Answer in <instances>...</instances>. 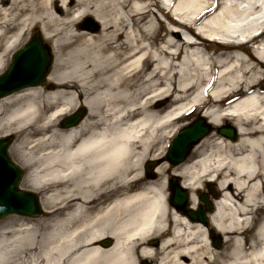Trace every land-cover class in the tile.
Masks as SVG:
<instances>
[{
    "label": "bare ground",
    "instance_id": "6f19581e",
    "mask_svg": "<svg viewBox=\"0 0 264 264\" xmlns=\"http://www.w3.org/2000/svg\"><path fill=\"white\" fill-rule=\"evenodd\" d=\"M85 15L102 32H71ZM37 22L46 37L61 35L50 82L1 97L0 130L20 136L12 151L34 166L27 178L47 214L0 227V264H264V0H0V70ZM77 104L86 116L61 129L58 118ZM195 108L237 132H213L173 170L192 204L203 179L219 178L209 224L222 250L172 208L166 174L159 186L139 175L158 132L172 134ZM154 234L157 250L145 246Z\"/></svg>",
    "mask_w": 264,
    "mask_h": 264
},
{
    "label": "water",
    "instance_id": "95a60500",
    "mask_svg": "<svg viewBox=\"0 0 264 264\" xmlns=\"http://www.w3.org/2000/svg\"><path fill=\"white\" fill-rule=\"evenodd\" d=\"M82 26L93 31L98 28L89 18L84 20ZM50 61L51 55L48 46L42 43L38 32L34 33L30 42L13 56L8 70L0 76V96L10 93L30 82H35L34 84L42 83L43 76L48 70ZM39 72L41 73L39 77L36 76L38 77L37 80H35L36 77L34 76H31V81L29 82L26 78H22L23 75H37ZM84 113V109L80 108L76 114L62 121L61 126L66 127L76 124ZM211 130L212 127L205 122L204 118L199 117L195 119L178 131L164 159L171 166L178 164L186 158L190 148ZM217 132L230 139H234L236 136L235 130L232 127L217 128ZM9 143L10 138H0V217L11 212L28 216L39 215L41 210L37 195L30 191L20 190L17 187L21 177V170L10 160L7 154ZM153 165L155 164L151 162L147 163L145 166L146 171L149 172ZM168 183L170 204L190 220L198 221L206 225L207 217L205 211L200 208L193 210L187 207L188 192L179 185L178 177L170 178ZM177 191L186 193V196L183 199H178L176 196ZM198 200L205 203L207 210H211V205L200 194H198ZM110 242L108 239L103 245H109ZM218 243L219 241L217 240L216 247H219Z\"/></svg>",
    "mask_w": 264,
    "mask_h": 264
},
{
    "label": "rangeland",
    "instance_id": "374dc122",
    "mask_svg": "<svg viewBox=\"0 0 264 264\" xmlns=\"http://www.w3.org/2000/svg\"><path fill=\"white\" fill-rule=\"evenodd\" d=\"M159 19L165 23L166 20L163 21V19H165L161 14L159 15ZM87 17H90L93 21H95L98 26H99V29H97L96 32L94 31H91V30H88V29H85V28H82L81 27V23L83 22V20ZM50 32V37H46L44 35V32H43V26L41 23L37 22L36 24L34 23L33 25H31L30 29L28 30V32H26V34L22 37V40H19V42L13 47L11 48V50H9V52L5 55L4 57V64L5 66L0 70V73L2 71H4V69L6 68V64L8 63V61L10 60V57H11V54L13 53L14 50H16L18 47L22 46L27 40L28 38L30 37V35L34 32H38L40 37H42V42H45L46 44L50 45L51 47V54H52V63H51V66H50V69H49V72H48V75H47V78H49V75L50 73L52 72L53 68H54V65L57 61V55H58V51L56 50V48L54 46V39L60 37L61 35L56 33V31L54 30H47ZM71 32L75 33V34H79V33H83V32H89V33H92V34H95V35H98L101 31V24L94 18V16L92 15H85V16H82L81 18H79L76 22H74V24L71 26ZM163 31H161L162 33ZM181 32L180 31H174L172 33V36L177 38L179 36H181ZM46 82H50V80H46ZM44 86V85H43ZM168 100L166 97L165 98H161V99H158L157 101H155L154 103V106L159 103V102H162V104L156 108H160L161 106H164L168 103ZM78 107H80V105H75L70 111H67L66 113L64 114H68L69 112L75 110V109H78ZM86 111H88V108L85 107ZM87 114V113H86ZM202 114V109L201 108H195L194 110H192L191 113H188L187 115H184L182 116L181 118L177 119L173 125H171V127L169 129H173L174 128V132L171 134V132H166V133H163L162 131L161 132H158L157 136H156V140L155 142L151 145L150 147V150L148 152V155L143 159L142 163H141V170L139 172V175H141V182H144V184H148L149 182L155 186H159L161 183H162V179L164 178V174L167 173V171L163 172V173H156V176L155 178H150V177H146L145 176V172H144V164L146 163V161H148L149 159H156L158 160V157L161 155L163 156V153H164V150L167 146V144L169 143L171 137L173 136V134L175 133L176 130H178L179 128H181L182 126H184L185 124L189 123L190 121H192L193 119H195L197 116H200ZM86 116V115H85ZM61 118V117H60ZM60 118H58L57 120V124L59 123V120ZM208 119L206 118V121ZM225 123H228L229 125L233 126L235 128V125L233 124V121L230 120V119H227L225 122H223V125H225ZM7 129V128H6ZM9 129L12 131L11 132H8L12 135V143L10 144V147L8 149V154L9 156L11 157V159L19 166L22 168L23 170V176H22V179L20 181V187L23 188V189H29V190H35L38 192V195H39V201H40V205L42 207V210H46V208H44L43 204H42V200H41V194L38 190L32 188L30 186V181L28 180L27 178V175L34 169V166L30 165V164H24L23 163V158L21 156H18L17 154H14V152L12 151V146L13 144L17 143L20 141V136L18 135L17 132H14L15 129L13 128V126H10ZM14 129V130H13ZM236 129V128H235ZM215 132V131H213ZM211 132L210 134H208L206 137H204L203 139L207 138L208 136H211V134L213 133ZM4 134L3 132V129L0 130V135ZM202 139V140H203ZM202 140L200 142H202ZM199 142V143H200ZM198 143V144H199ZM196 144L194 146V148L192 149V151L190 152V156H188V160L184 163V164H190L189 161H192L194 158H196L197 156V152L194 151L195 147L198 145ZM158 153V154H157ZM157 154V155H155ZM154 157V158H153ZM165 166V169H166V164H162ZM173 170V169H172ZM40 176L43 175L42 172L39 173ZM41 179V178H39ZM150 180H153V181H150ZM218 179H216L214 181V183L216 184ZM165 186L163 187L165 191V194H167V188H166V181L164 182ZM39 185L41 187V189H43L44 187L48 186V183H45V180H40L39 182ZM133 185H135V188H137L138 185L137 183H134ZM49 188H53V187H48ZM166 204H167V201H166ZM58 205V203L56 204ZM168 205V204H167ZM169 206V205H168ZM56 208V206H50L49 209L52 210ZM44 214H47L45 212L42 213L41 216H38V217H25V216H20V215H15V214H12V215H8L2 219H0V227H6L7 225H15V224H19V223H26V222H33L35 220H41V218L43 217ZM258 215V218L261 217L262 213L259 212L257 213ZM254 224H256L257 222H255L256 220H253ZM170 226V225H169ZM168 226V227H169ZM154 239H159L161 240V237L157 234H154L153 236H151L147 241H146V245L145 246H150L151 248L153 249H156L158 248V245L157 246H154L152 241ZM224 247V243H222V246L220 249H217V250H222V248ZM214 248V247H213ZM216 249V248H215ZM157 256V255H156ZM155 256V257H156ZM158 257H159V254H158ZM146 261L147 264H158V258L156 260V258H140L138 261H137V264H140L141 261Z\"/></svg>",
    "mask_w": 264,
    "mask_h": 264
},
{
    "label": "snow or ice",
    "instance_id": "6c2138e0",
    "mask_svg": "<svg viewBox=\"0 0 264 264\" xmlns=\"http://www.w3.org/2000/svg\"><path fill=\"white\" fill-rule=\"evenodd\" d=\"M176 196H177L178 199H183L186 196V193L177 191L176 192Z\"/></svg>",
    "mask_w": 264,
    "mask_h": 264
},
{
    "label": "flooded vegetation",
    "instance_id": "af4514ba",
    "mask_svg": "<svg viewBox=\"0 0 264 264\" xmlns=\"http://www.w3.org/2000/svg\"><path fill=\"white\" fill-rule=\"evenodd\" d=\"M204 193H206L208 199H211L210 191H208V190L205 189L204 190Z\"/></svg>",
    "mask_w": 264,
    "mask_h": 264
}]
</instances>
